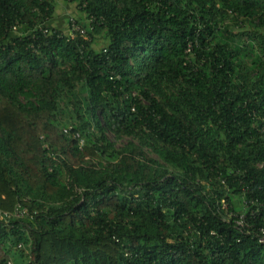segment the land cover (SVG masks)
<instances>
[{
  "label": "trees",
  "instance_id": "trees-1",
  "mask_svg": "<svg viewBox=\"0 0 264 264\" xmlns=\"http://www.w3.org/2000/svg\"><path fill=\"white\" fill-rule=\"evenodd\" d=\"M65 1L0 0V264H264V0Z\"/></svg>",
  "mask_w": 264,
  "mask_h": 264
},
{
  "label": "rangeland",
  "instance_id": "rangeland-1",
  "mask_svg": "<svg viewBox=\"0 0 264 264\" xmlns=\"http://www.w3.org/2000/svg\"><path fill=\"white\" fill-rule=\"evenodd\" d=\"M81 17H83V16H81V11H80V8L77 7V3L68 2L65 0H58L56 17L54 18V24L55 25L59 26L60 28H63L65 30V32H67L68 34H73V31L70 29L69 20L71 18H74L75 20H82L83 18H81ZM248 36H250V35L246 34V38H248ZM245 40L248 41L249 39H245ZM66 127L67 126L62 128V129H64V132L66 130ZM107 136H108L109 140L114 142L118 148L124 147L130 141H134L137 143V140H135L132 137L124 136L121 138H116L114 133L110 132V131L107 132ZM152 156L154 158H157V156L155 154H153ZM26 253H28V250H26ZM22 260H23L22 258L21 259L18 258V260H16V261H15V259H12V263L13 264H22ZM26 260H27V258L24 259V261H26Z\"/></svg>",
  "mask_w": 264,
  "mask_h": 264
},
{
  "label": "built area",
  "instance_id": "built-area-1",
  "mask_svg": "<svg viewBox=\"0 0 264 264\" xmlns=\"http://www.w3.org/2000/svg\"><path fill=\"white\" fill-rule=\"evenodd\" d=\"M72 24H70V29L73 31V33L75 32H80L82 35H86L87 31L86 29L82 28L74 18H71L70 19ZM67 132V129L65 130ZM83 143V142H82ZM222 208L223 209H228V205L226 202L223 203L222 205ZM2 212L0 211V214ZM23 214V212H18V213H15V215H18V216H21ZM231 216H233V212L230 213ZM255 214L254 212H252V215ZM8 216L10 217V214H8ZM254 216V215H253ZM236 223L238 226H241V227H244L246 225V215L245 214H242L241 216H239V218L236 220ZM260 231H261V236H260V242L264 243V228H260ZM8 264H13L12 261H9Z\"/></svg>",
  "mask_w": 264,
  "mask_h": 264
}]
</instances>
